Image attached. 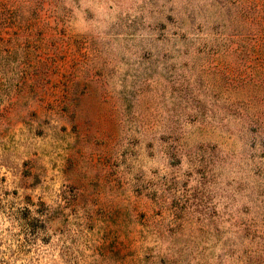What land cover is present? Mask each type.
Listing matches in <instances>:
<instances>
[{"label": "rangeland", "instance_id": "obj_1", "mask_svg": "<svg viewBox=\"0 0 264 264\" xmlns=\"http://www.w3.org/2000/svg\"><path fill=\"white\" fill-rule=\"evenodd\" d=\"M0 264H264V0H0Z\"/></svg>", "mask_w": 264, "mask_h": 264}]
</instances>
